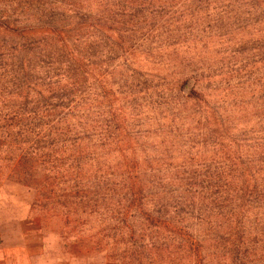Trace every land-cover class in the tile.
I'll use <instances>...</instances> for the list:
<instances>
[{
  "label": "trees",
  "instance_id": "trees-1",
  "mask_svg": "<svg viewBox=\"0 0 264 264\" xmlns=\"http://www.w3.org/2000/svg\"><path fill=\"white\" fill-rule=\"evenodd\" d=\"M238 10L258 25L263 85L264 0H0V182L27 188L31 206L46 215L52 201L77 196L65 188L53 194V186L82 184V238L79 222L65 226L77 228L69 233L72 256L102 254L101 264H204L195 228L238 233L244 211L253 222L264 216V137L254 148L256 138L236 146L238 157L228 156L220 170L187 168L175 165L172 151L147 154L123 107L108 106L101 119L97 107L66 102L87 80L113 73L127 80L148 64L151 89L174 98L171 122L187 103L198 121L214 119L203 98L218 74L197 54L227 35L212 34V15L231 19ZM259 93L254 106L264 126V85ZM170 235L179 240L177 257Z\"/></svg>",
  "mask_w": 264,
  "mask_h": 264
},
{
  "label": "rangeland",
  "instance_id": "rangeland-1",
  "mask_svg": "<svg viewBox=\"0 0 264 264\" xmlns=\"http://www.w3.org/2000/svg\"><path fill=\"white\" fill-rule=\"evenodd\" d=\"M230 10L228 17L234 13V9ZM217 14L215 18L212 15L209 19L208 28L212 34L227 32V35L222 41L219 38H212L209 49L197 54L199 64L218 74L216 78L218 83L216 84L215 80L214 84H211V90L206 91L203 98L205 109L209 107L215 110L214 119L211 116L207 122L204 118L198 121V115H192L194 107L191 103H187L181 107L183 110L177 114L174 122H171L169 112L175 111L172 109L174 98L169 97L166 92L159 94L151 89L155 81L151 82L148 76L147 70L150 69L148 64L135 75L128 73L127 80L116 73L109 74L103 82L97 81L92 84V81L87 80L81 88L75 87L76 89L70 92L66 102L72 101L71 104L78 102L83 106L97 107L101 119L107 117L105 109L108 106L113 110L117 106L123 107L130 117L131 134L138 136L147 154L169 150L167 154L172 151L175 157H179L177 162H174L175 165L184 164L187 168L201 170L208 168L211 171L227 167L228 156L239 155L236 146L243 143L249 145L246 140L256 138L249 145L254 148L259 138L264 137V126L260 124L263 122L261 113L254 106L255 103L256 106L259 105L258 90L264 85L261 79L262 64L259 63L263 43L254 16H245L243 10L237 11L239 17L231 19ZM164 76L169 79L167 74H160V77ZM184 92L187 93L188 88H185ZM85 116L90 120L91 112L90 115ZM93 117L97 116L93 115ZM223 127L224 131L219 133L217 129ZM213 130L217 135L224 137L212 133ZM172 142L173 149H170ZM181 142L185 144V151L180 150ZM228 149L230 151L226 153ZM247 150L248 148L242 149L241 154ZM251 151L254 153L261 150ZM183 155L184 157L180 159ZM187 156H193L192 160L186 159ZM170 162L166 163L170 164ZM1 169L5 171L4 168ZM71 185L65 183L52 187L53 194L55 190L65 188L63 191H73L77 196L62 198L55 204L52 201L50 206L52 210L46 215L45 211H39L31 206L32 197L27 193V188L18 186L14 181L0 182V252H5L3 257L0 255V260L3 262L0 264L5 262L9 264L8 252L14 248L21 252L23 264L102 263L100 261L102 254L89 256L86 261H82V251L81 255L72 256L69 250L71 238L74 236L69 233H76L77 228L67 226L65 229L66 220L79 222L78 237L82 238V184H77L76 189L73 190L69 189ZM251 213L250 209L244 211L242 219L246 225L244 224L238 233L228 227L214 229L207 226L201 230L197 228L193 230L192 238L196 237L205 246L200 251L201 256L204 255L206 259L204 264H264V224H262L264 216L258 214L253 222ZM55 224H58L62 231L59 227L57 230ZM170 237L173 238L171 247L174 250V257H177L176 245L179 240L173 235ZM131 264L137 262L131 261ZM142 264L147 262L143 261Z\"/></svg>",
  "mask_w": 264,
  "mask_h": 264
},
{
  "label": "crops",
  "instance_id": "crops-1",
  "mask_svg": "<svg viewBox=\"0 0 264 264\" xmlns=\"http://www.w3.org/2000/svg\"><path fill=\"white\" fill-rule=\"evenodd\" d=\"M4 253L5 252H2V253L0 252V255H2V257H3L5 255ZM8 254L10 255L9 264H23V256H22L21 252H19L18 249L14 248V249L9 250ZM0 262H2V261L0 260ZM5 264H6V262H5ZM62 264H65V263H62Z\"/></svg>",
  "mask_w": 264,
  "mask_h": 264
}]
</instances>
